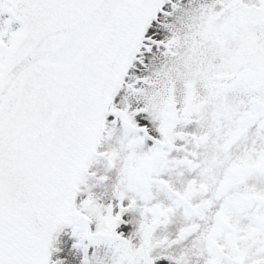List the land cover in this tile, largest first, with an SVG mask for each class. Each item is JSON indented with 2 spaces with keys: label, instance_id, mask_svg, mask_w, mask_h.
I'll return each mask as SVG.
<instances>
[{
  "label": "snow or ice",
  "instance_id": "snow-or-ice-1",
  "mask_svg": "<svg viewBox=\"0 0 264 264\" xmlns=\"http://www.w3.org/2000/svg\"><path fill=\"white\" fill-rule=\"evenodd\" d=\"M0 264H264V0H0Z\"/></svg>",
  "mask_w": 264,
  "mask_h": 264
}]
</instances>
